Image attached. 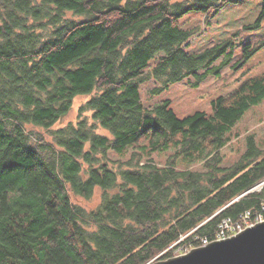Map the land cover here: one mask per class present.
Here are the masks:
<instances>
[{
  "label": "trees",
  "instance_id": "1",
  "mask_svg": "<svg viewBox=\"0 0 264 264\" xmlns=\"http://www.w3.org/2000/svg\"><path fill=\"white\" fill-rule=\"evenodd\" d=\"M232 1L0 0V264H148L264 216V148L250 134L234 164L221 152L264 100V76L212 114L180 118L140 96L151 78L161 91L219 74L226 46L187 52L180 19ZM82 95L77 120L56 126ZM129 146V160L109 158ZM172 146L166 165L142 159ZM180 156L203 170L177 168Z\"/></svg>",
  "mask_w": 264,
  "mask_h": 264
},
{
  "label": "rangeland",
  "instance_id": "2",
  "mask_svg": "<svg viewBox=\"0 0 264 264\" xmlns=\"http://www.w3.org/2000/svg\"><path fill=\"white\" fill-rule=\"evenodd\" d=\"M180 24L190 33V42L185 47L189 53H198L217 45L226 46L214 63L220 72L208 73L204 78L191 76L161 91H155L160 83L151 78L140 84L141 101L145 107L151 108L169 100L170 107L180 118L200 111L212 114L214 100L229 96L246 81L264 76L263 0H233L221 9L208 13L192 10L180 19ZM204 72L200 70L199 74ZM87 98L84 95L77 97L72 110L56 126L76 121L79 108ZM250 134H254L258 146L264 148V100L252 106L228 131L227 135L233 141L221 150L224 166L239 160L246 151L247 136ZM135 151L133 146H129L123 152L109 150L108 155L113 160L127 161ZM140 152L145 162L154 161L163 166L175 155L176 148L172 146L166 151L144 149ZM175 162L179 169L203 170L201 164H192L182 156L177 157ZM100 195L98 190L92 201L83 200L82 203L93 207L98 203ZM181 249L178 248L175 254L180 255Z\"/></svg>",
  "mask_w": 264,
  "mask_h": 264
},
{
  "label": "water",
  "instance_id": "3",
  "mask_svg": "<svg viewBox=\"0 0 264 264\" xmlns=\"http://www.w3.org/2000/svg\"><path fill=\"white\" fill-rule=\"evenodd\" d=\"M148 264H264V221L233 236Z\"/></svg>",
  "mask_w": 264,
  "mask_h": 264
},
{
  "label": "built area",
  "instance_id": "4",
  "mask_svg": "<svg viewBox=\"0 0 264 264\" xmlns=\"http://www.w3.org/2000/svg\"><path fill=\"white\" fill-rule=\"evenodd\" d=\"M264 216L261 214L257 217L256 220H252L250 215H245L242 221L232 223L229 220H225L224 224L221 227V230L217 236V239H224L230 237L237 232L242 231L244 228L253 225L255 222L263 221Z\"/></svg>",
  "mask_w": 264,
  "mask_h": 264
}]
</instances>
